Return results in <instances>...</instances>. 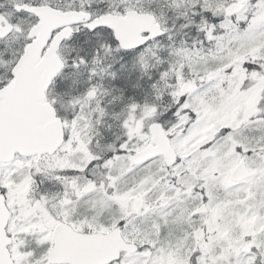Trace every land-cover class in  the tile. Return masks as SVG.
Wrapping results in <instances>:
<instances>
[{
  "label": "snow or ice",
  "instance_id": "snow-or-ice-1",
  "mask_svg": "<svg viewBox=\"0 0 264 264\" xmlns=\"http://www.w3.org/2000/svg\"><path fill=\"white\" fill-rule=\"evenodd\" d=\"M0 264H264V0H0Z\"/></svg>",
  "mask_w": 264,
  "mask_h": 264
}]
</instances>
